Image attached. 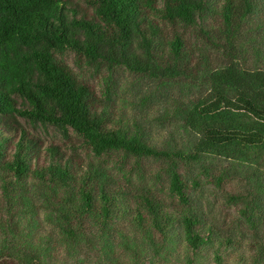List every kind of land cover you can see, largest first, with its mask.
Listing matches in <instances>:
<instances>
[{
  "label": "trees",
  "instance_id": "16d2710c",
  "mask_svg": "<svg viewBox=\"0 0 264 264\" xmlns=\"http://www.w3.org/2000/svg\"><path fill=\"white\" fill-rule=\"evenodd\" d=\"M123 73L181 147L120 112ZM0 264H264V0H0Z\"/></svg>",
  "mask_w": 264,
  "mask_h": 264
},
{
  "label": "rangeland",
  "instance_id": "374dc122",
  "mask_svg": "<svg viewBox=\"0 0 264 264\" xmlns=\"http://www.w3.org/2000/svg\"><path fill=\"white\" fill-rule=\"evenodd\" d=\"M213 20V17L209 18ZM66 60L70 65L76 68L74 64V54L68 53ZM120 89L119 97H117V106L122 114H125L128 119H138L141 123L147 126V136L152 144L162 146L164 143H168L171 137H173L178 143V147H181L185 142V139H189V136L180 123L176 121H170V119L164 120L165 116L162 110L164 105L163 99L145 100L141 97V90L145 87L139 85L140 80L133 79L129 74L123 73L120 77ZM89 81L93 83L101 92L103 90L104 81L100 77H89ZM169 120V121H168ZM24 125L32 132V134L38 136L46 143H56L64 145L66 144L65 137L52 126H31L24 119H21ZM166 121V122H165ZM165 122V124H164ZM156 170L157 168H153ZM182 174L186 172L182 169ZM247 174V173H246ZM188 176V175H187ZM250 180L243 179L242 184L246 188L250 187ZM203 194L199 197L207 214L211 217H215L220 220L221 224L224 222L231 224L238 216V212L230 204H228L220 191L213 185H207L202 188ZM245 192V190H243ZM240 234L238 233V236ZM240 237V236H239Z\"/></svg>",
  "mask_w": 264,
  "mask_h": 264
}]
</instances>
